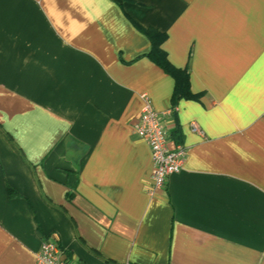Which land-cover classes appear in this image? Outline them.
<instances>
[{
	"label": "crops",
	"instance_id": "1",
	"mask_svg": "<svg viewBox=\"0 0 264 264\" xmlns=\"http://www.w3.org/2000/svg\"><path fill=\"white\" fill-rule=\"evenodd\" d=\"M143 95L187 150L153 193ZM50 234L74 264H264V0H0V264Z\"/></svg>",
	"mask_w": 264,
	"mask_h": 264
},
{
	"label": "built area",
	"instance_id": "2",
	"mask_svg": "<svg viewBox=\"0 0 264 264\" xmlns=\"http://www.w3.org/2000/svg\"><path fill=\"white\" fill-rule=\"evenodd\" d=\"M144 104L133 123V130L149 147L151 161V185L149 193L166 187L169 176L179 171L184 163L187 150L181 144L169 147L170 128L168 121L172 109L157 110L150 99L143 95ZM191 130L200 132L199 126L191 122ZM36 264H74L63 256L55 234L44 237L36 253Z\"/></svg>",
	"mask_w": 264,
	"mask_h": 264
},
{
	"label": "trees",
	"instance_id": "3",
	"mask_svg": "<svg viewBox=\"0 0 264 264\" xmlns=\"http://www.w3.org/2000/svg\"><path fill=\"white\" fill-rule=\"evenodd\" d=\"M135 26L144 33L151 43L149 57L156 62L165 72L170 74L175 80V91L172 98L175 104L177 94L188 93L189 75L187 71L174 67L167 59V54L160 48V44L166 39V34L152 27L145 28L134 22ZM11 190V189H10Z\"/></svg>",
	"mask_w": 264,
	"mask_h": 264
}]
</instances>
